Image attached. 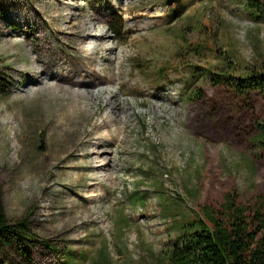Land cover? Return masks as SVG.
Wrapping results in <instances>:
<instances>
[{
    "label": "rangeland",
    "instance_id": "374dc122",
    "mask_svg": "<svg viewBox=\"0 0 264 264\" xmlns=\"http://www.w3.org/2000/svg\"><path fill=\"white\" fill-rule=\"evenodd\" d=\"M56 1L65 10L62 28L78 20L71 43H59L46 14L33 15L47 24L68 64L79 55L76 43L107 34L112 52L107 60L96 53L94 64L109 79L104 86L125 102L130 120L110 116L103 126L109 110L99 100L91 115L68 112L61 120L60 100L24 96L27 86L40 87L47 81L40 77L53 75L42 71L30 79V68L17 71L27 61L22 46L44 67L31 47L38 26L2 12L26 6L31 14L38 1L0 0V116L16 119L8 126L0 121V192L9 221L25 220L31 232L29 256L8 247L0 264H168L164 251L176 240L175 220L205 218L229 194L253 202L263 192L264 163L237 134L252 108L208 74L225 66V54L242 72L262 64L264 0ZM94 17L83 34V19ZM118 20L115 33L110 26ZM9 36L31 42L1 45ZM50 60L46 66L57 71ZM122 80L128 84L119 87ZM191 91L205 101H189ZM253 102L260 107L262 101ZM193 117L203 125L192 127ZM101 142L107 152L91 161L87 153ZM96 164L104 166L101 172L99 165L93 170Z\"/></svg>",
    "mask_w": 264,
    "mask_h": 264
},
{
    "label": "trees",
    "instance_id": "16d2710c",
    "mask_svg": "<svg viewBox=\"0 0 264 264\" xmlns=\"http://www.w3.org/2000/svg\"><path fill=\"white\" fill-rule=\"evenodd\" d=\"M26 8L14 7L12 11L2 13L7 18L18 17V14L26 16ZM117 23L119 20L110 26L115 33L120 30ZM36 24L41 30L38 20ZM51 51L49 54H52ZM227 56L225 54L223 57L225 66L215 73L209 71L208 75L214 85L228 87L252 108L248 112L249 120L243 126H238L240 130L237 134L240 137L243 134L245 141L258 150L259 159L264 163V60L258 68H247L242 72ZM51 62V67L55 66V60ZM196 68L200 69L198 66ZM190 93L189 101H205L200 91ZM254 97L261 99L260 107L253 102ZM259 108L262 115L258 113ZM190 122L192 127L203 125L196 117L191 118ZM261 187L262 194L253 202L252 199L242 202L234 194H229L222 207L207 210L205 218L180 217L175 220L178 230L176 240L164 251L168 264H264V182ZM2 196L0 192V259L8 247L20 249L29 256L26 248L31 241L29 225L25 220L17 223L9 221Z\"/></svg>",
    "mask_w": 264,
    "mask_h": 264
},
{
    "label": "bare ground",
    "instance_id": "6f19581e",
    "mask_svg": "<svg viewBox=\"0 0 264 264\" xmlns=\"http://www.w3.org/2000/svg\"><path fill=\"white\" fill-rule=\"evenodd\" d=\"M37 1H38V6L37 8L32 9L31 14L27 13L26 16L18 14L19 17L18 19L19 21H28L30 23L32 20H35L36 22L38 20L39 23L41 24V30L37 28L33 30L32 35L37 36L38 40L37 41L35 40L34 45L32 43L31 47L33 50L35 49L34 51L36 52V54L39 55L41 61L44 64V67L41 66V64L38 62V58L34 57V55L31 53L29 48L22 46L20 48V52L23 54V56L26 57L27 61L19 63L16 69L17 71H19V66L22 67L23 71L26 70L27 68H30L31 70V73H29L31 74L30 79H32V75L35 76L39 75L40 72L42 71L46 72L47 74L53 75V77H50L49 79H46L47 77L46 78L40 77L42 78V80H47L45 83H43L44 85L41 84L42 86L39 85L40 87H33V88H29L27 86L24 90L26 94L25 95L24 93H20V94H23L26 97H31L37 94H45L49 98H56L60 100L62 109H60L57 116L61 120L68 112L74 113V112L82 111L85 112L86 114L91 115L93 112H95V109H93L94 101L99 100L100 106H103L109 110V115H107L105 118V121L106 120L107 121L104 122L103 126H108L109 124L108 117L110 116L111 117L113 116L116 121L122 120L124 123H128L130 118L128 117V110L124 107L125 102L117 99L118 97L116 96L115 92L112 93V91L110 90L111 88H106L104 86L107 82L109 83V79L102 77L100 74V69L102 70V68L101 67L97 68L94 64L96 53L99 52L100 54L101 52L100 56L98 57H101L102 60H107L108 54L112 52V49H110L107 46L108 42L105 39L107 34L104 31H99L98 37L92 38L91 40L92 44L84 43L82 42V40L76 43V45L73 46V49L74 48L77 49L79 55L73 58L72 62L68 64L66 61V57L58 53L59 45L55 43L52 37L47 34V28H46L47 24H45L43 20L41 21V19L34 16L33 14L34 12L35 13L43 12L44 14H46L47 18L51 19L54 25L56 26V28L59 30V34H60L58 36L59 43H65V44H69L72 42L73 40L72 35L74 34L73 27L78 25V20L77 21L71 20L66 28H62L61 22L65 18L64 16L65 10L63 4L58 3L56 0H37ZM26 11L28 12V8H26ZM95 19H96L95 17L94 19L92 18L93 21H91L89 18L83 19V26L81 29L83 34H86V32L95 25L96 22ZM1 30L2 28L0 29V32ZM8 34H9L8 32H3V35L5 36H7ZM26 39H27L26 37L23 38L24 41ZM6 40H9V42L12 44L23 43V40L21 38L9 36L6 37L5 40L1 42V45L4 42H6ZM97 40H100L99 44L97 43ZM30 42L31 41H29V43ZM55 44L56 46H54ZM88 49L92 51V54L87 59L85 58V55H87V51H89ZM49 51H51L52 54H49ZM48 58H51L50 61L55 60V69H57V71H54L46 66L47 65L46 61ZM119 63L121 64V61H119ZM109 66L110 65H108V67L106 66L107 69L109 68ZM58 72H60L59 75ZM67 72H70L71 75L70 74L65 75ZM88 73L89 74L92 73V75L88 77ZM55 74L56 76L57 75L58 76L57 77L54 76ZM118 75L119 78H122L123 76V70H121V67L119 68ZM30 82L34 84L33 81ZM127 84L128 83H126V81L122 80L120 81L119 87H123L124 85ZM106 91L110 93V95L112 94V97H115V100L110 99L108 96H105L104 94ZM107 92L106 94H108ZM141 103L144 104L145 102H141ZM15 120H16L15 116L9 113L0 116V121L5 126L12 124ZM119 132L121 133V130ZM89 136H91V134H89ZM122 140H124V136L121 139V141ZM106 150L107 147L103 144V142H101L99 144H93L92 148L90 149V152L89 153L86 152V153L87 155L90 156L91 161H94L96 159H100L101 155L104 152H107ZM99 164L94 165L93 170L96 171V166ZM99 166L101 169L98 170L97 172H101L102 168H104L103 165H99Z\"/></svg>",
    "mask_w": 264,
    "mask_h": 264
},
{
    "label": "water",
    "instance_id": "95a60500",
    "mask_svg": "<svg viewBox=\"0 0 264 264\" xmlns=\"http://www.w3.org/2000/svg\"><path fill=\"white\" fill-rule=\"evenodd\" d=\"M178 0H168V3L169 4H172V3H174V2H177Z\"/></svg>",
    "mask_w": 264,
    "mask_h": 264
}]
</instances>
